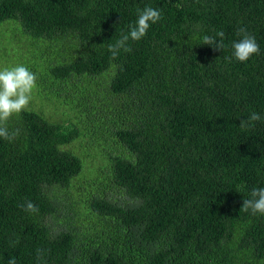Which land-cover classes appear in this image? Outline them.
<instances>
[{
  "label": "trees",
  "instance_id": "1",
  "mask_svg": "<svg viewBox=\"0 0 264 264\" xmlns=\"http://www.w3.org/2000/svg\"><path fill=\"white\" fill-rule=\"evenodd\" d=\"M145 7L162 18L113 57ZM8 20L41 51L7 44L9 65L80 111L30 101L7 122L0 264H264V215L242 209L264 187V0H0ZM239 28L260 46L243 63ZM219 31L223 49L202 44Z\"/></svg>",
  "mask_w": 264,
  "mask_h": 264
},
{
  "label": "clouds",
  "instance_id": "2",
  "mask_svg": "<svg viewBox=\"0 0 264 264\" xmlns=\"http://www.w3.org/2000/svg\"><path fill=\"white\" fill-rule=\"evenodd\" d=\"M162 18L161 12L152 7H145L139 11L135 25L130 27L128 34L123 35L114 45H109V51L113 57L119 54L123 49L125 52H131V47L127 44L129 39L139 41L147 35V31L152 24H155ZM237 36L240 38L233 41V56L239 62H247L254 55L260 54V46L254 36L247 33L245 28H239ZM219 37V42H217ZM223 31H219L215 36L204 35L202 44L212 45L216 49H223ZM37 75L26 66L18 65L12 68L0 70V138L13 141L20 130L16 129L9 132L7 122L14 116L25 111L31 101V94L36 88ZM259 113L253 112L247 120H241L240 127L247 128L251 122L260 121ZM20 207L27 212H38V208L28 201L26 205ZM242 209L247 212L251 210L253 215L259 213L264 215V187L253 188L250 192V198L243 200ZM7 264H17L15 258H10Z\"/></svg>",
  "mask_w": 264,
  "mask_h": 264
},
{
  "label": "rangeland",
  "instance_id": "3",
  "mask_svg": "<svg viewBox=\"0 0 264 264\" xmlns=\"http://www.w3.org/2000/svg\"><path fill=\"white\" fill-rule=\"evenodd\" d=\"M0 24H6L8 25V28L6 30H3L0 32V48H9L7 44L14 45V49L18 51H29L30 54H35L37 56L41 55V51L38 49V46H34L33 42L30 39H27L25 35L21 31V26L15 21L8 20L5 22H2ZM3 25L0 26V29ZM5 42V43H4ZM28 55V56H29ZM14 56V51L12 48H9L8 54L1 55L0 54V70H3L4 68H12L14 66L18 65H12V67L9 65L8 58ZM25 66V65H23ZM95 87V86H93ZM101 87V86H98ZM103 88V87H102ZM107 91V90H106ZM105 91V93H106ZM71 98V97H70ZM55 100L54 103L46 104L41 98H39L35 93L34 90L31 94V102L32 105L38 109L40 108L41 111L53 118L55 121H63L67 118H74L75 115H78L80 111V107H75L74 104L71 103H64L65 97H55L53 98ZM72 99V98H71ZM79 141L73 142L70 146L74 148L77 152L80 151V148L78 147Z\"/></svg>",
  "mask_w": 264,
  "mask_h": 264
}]
</instances>
